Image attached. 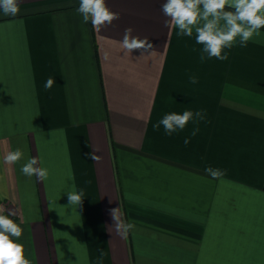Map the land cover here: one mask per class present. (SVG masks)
<instances>
[{"label": "crops", "instance_id": "obj_1", "mask_svg": "<svg viewBox=\"0 0 264 264\" xmlns=\"http://www.w3.org/2000/svg\"><path fill=\"white\" fill-rule=\"evenodd\" d=\"M106 2L120 16L100 31L82 22L79 0L0 11V206L23 228L26 258L264 264V29L228 59L202 62L195 33L165 26V0ZM127 28L148 38L151 54L124 53ZM201 110L171 135L153 127ZM17 148L21 162L5 163ZM31 157L46 179L22 174ZM73 190L79 206L69 205ZM114 209L135 225L126 237Z\"/></svg>", "mask_w": 264, "mask_h": 264}, {"label": "clouds", "instance_id": "obj_2", "mask_svg": "<svg viewBox=\"0 0 264 264\" xmlns=\"http://www.w3.org/2000/svg\"><path fill=\"white\" fill-rule=\"evenodd\" d=\"M162 13L168 20L166 27L178 29V36L192 37L195 33V42L201 45L200 60L216 58L228 59L226 50L239 46H247L248 42L260 35L264 29V0H165L161 6ZM0 11L5 16H16L20 12L19 0H0ZM81 15L82 22L91 23L93 29L100 31L101 28L111 25L114 20L119 19L120 14L111 10L106 0H79L76 9ZM133 29H125L121 48L125 54L136 50L141 53L151 54L153 45L148 38H139L132 35ZM206 54V55H205ZM191 83L195 84L197 79L191 77ZM53 80L50 78L45 88H51ZM204 118L203 111H184L182 114L172 112L166 114L153 125L154 129L163 126L169 135L182 131L190 121H199ZM193 131V135H195ZM185 143H188L185 140ZM98 152V150H97ZM97 152L89 155L91 159L99 162L101 156ZM24 158V153L17 148L8 152L3 161L7 164H19ZM39 161L35 157L29 158L21 165V172L27 177L36 176L41 180L47 178V170L38 166ZM206 171L213 179L220 178L223 173L219 169L207 168ZM3 198H6L3 197ZM70 206H79L83 197L76 191L68 192ZM5 209L0 206V264H30L25 256L23 245L19 238L23 235V228L15 222L11 216L4 215ZM113 220L117 233L126 237L129 231L134 229V223H124L117 212L113 210ZM15 238V239H13Z\"/></svg>", "mask_w": 264, "mask_h": 264}]
</instances>
